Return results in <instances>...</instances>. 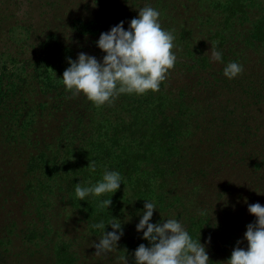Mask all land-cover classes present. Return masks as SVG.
Returning a JSON list of instances; mask_svg holds the SVG:
<instances>
[{
  "label": "trees",
  "instance_id": "16d2710c",
  "mask_svg": "<svg viewBox=\"0 0 264 264\" xmlns=\"http://www.w3.org/2000/svg\"><path fill=\"white\" fill-rule=\"evenodd\" d=\"M255 1L209 0L202 6L203 13L200 11V16L197 15L202 31L195 38L169 28L175 37L174 48L176 45L177 53L182 54L174 52L177 62L169 72L183 69L181 74L188 76L186 84L183 81L185 85L174 86L165 79L158 92L120 94L111 104L96 107L82 94L72 97L62 82L52 84L50 76L44 74L46 79L41 85L38 82L35 94H48L44 103L55 110L53 121L57 125L47 128L44 134L42 132L43 137L34 142V153L30 154L25 167L29 179L25 189L32 193L31 210L42 213L41 218L35 213L40 221L50 226L51 218L62 217L63 213L68 218L71 214L85 225L87 232L101 237V230L93 225L103 222L106 233L113 231L108 224L115 217L122 222L123 236L117 242L124 249L122 257L127 256L128 264H134L136 248L142 243L149 246L148 241L141 238L143 231H136V225L142 217L145 201H153L156 210L150 223L175 219L193 240L199 237L201 244L214 232L219 235L217 255L228 253L231 239L222 240V235L213 229L209 208L205 209L203 203L215 189L218 194L216 183L210 181L212 176L227 170H235L233 174H254L250 181L254 191L250 186L240 188L237 208L259 203L264 198L261 191L264 189V149L257 143L262 132L258 136V125L253 121L254 107L264 102V81L254 77L257 66L244 64L242 74L233 79L224 76L223 69L228 63H241L226 55V43L232 38L226 37V32L219 34L213 25L219 20L228 27L232 21L240 20L238 16L245 15L248 19L250 13L246 9ZM261 19L259 16L251 20L249 40L254 37L264 40V17ZM123 22L127 25L130 19ZM99 28L100 25H95L93 34ZM215 36L222 53L220 64L223 67L219 71L215 70L204 48L205 41ZM230 83H233L232 89ZM236 85H240L241 90H236ZM2 106L5 105L1 99L0 113ZM12 111L7 118L15 121L17 130L7 131L4 137L8 139L24 136L31 126L25 120V113L15 108ZM93 162L95 171L91 170ZM105 171L120 173V188L112 195L94 197L89 194L79 201L75 195L77 183L91 187L102 179ZM245 180L249 183L246 176ZM207 182L213 185H209V190ZM224 194H228L227 190ZM108 198L111 199L109 208H99L98 204ZM196 198L201 207L196 205ZM55 206L59 209L46 217L44 212L52 211ZM231 211L225 220L226 230L229 225L237 229L239 225L254 222L246 213L241 217ZM242 240L247 245L246 240ZM69 248L65 242L56 246L60 264L72 263ZM208 248L206 244V250Z\"/></svg>",
  "mask_w": 264,
  "mask_h": 264
},
{
  "label": "rangeland",
  "instance_id": "374dc122",
  "mask_svg": "<svg viewBox=\"0 0 264 264\" xmlns=\"http://www.w3.org/2000/svg\"><path fill=\"white\" fill-rule=\"evenodd\" d=\"M208 1L0 0V98L5 105L0 113V264H60V258L56 257V246L60 242H65L70 247L68 254L73 256L71 264H124V249L118 243L117 249L96 256L92 245L101 237L87 232L85 225L78 222L76 216L68 214L67 218V214L63 213L62 217L51 218L52 223L49 226L38 219L42 213L31 210L30 204H34V201L30 195L32 193L25 189L26 183L29 182L25 167L30 154L34 153V142L43 137L47 128L57 125L53 121L55 110L44 103L48 94L37 95L35 89L39 87L38 82L41 85L42 80L46 79V75L50 76L52 84L62 82V74L70 66L68 59L76 60L80 52L95 56L98 61L102 60L104 53L96 46L100 34L109 31L120 21L135 18L138 11L145 6H150L160 13L159 23L163 30L169 32L171 28L175 33L197 37L202 31L198 26V16L200 11H203L202 6ZM246 10L250 13L248 19H245V15L238 16L237 19L240 20L232 21L228 27L216 20L213 28L219 34L226 32V37L232 38L226 43V55L231 59L237 58L242 65L257 66L253 71L254 77L264 81V40L247 38L251 20L253 22L259 16L263 20L264 16L261 15L264 14V2L256 0ZM125 22L124 28L127 30L129 23L126 25ZM95 25H100V28L93 34L96 31ZM201 36H204V32ZM217 36L209 42L205 41L204 48L210 61L214 63L215 70L219 71L223 67L221 62L211 59L213 49L221 52ZM175 47L173 52L181 56V53H177L178 47ZM181 70L183 71L181 68L171 70L166 77L167 83H173L174 86L185 85L188 76L184 77ZM232 84L230 83V89ZM236 90H241L240 85H236ZM226 106L231 107L230 104ZM12 108L17 109L19 113H25V120L30 122L31 126L26 129L28 131L24 136L18 135L8 139L4 134L17 130L15 121L8 119ZM254 109L256 115L253 121L258 125V136L262 132V138L257 143L263 150L264 102ZM233 173L235 170H227L224 174L212 176L210 181L216 183L218 194L215 189L203 203L205 209L209 208L213 229L222 235V240L231 239L227 245L229 255L236 242L243 241L247 226L245 223V226L239 225L237 229H232L229 225L226 230L225 220L230 216L229 212L233 210L241 217L246 213L250 215L248 219H256L247 210L250 204L243 205V208L236 207L239 205L237 191L240 188L246 189L250 186L254 191L250 185L254 174ZM211 182L206 183L207 190L209 185H212ZM222 188L227 190L228 194H224L225 190ZM261 191L264 189L261 188ZM197 200L196 198V205L200 206ZM259 204L264 206V198ZM58 209L55 206L52 211L46 210L44 214L48 217L49 212L53 213V210ZM218 236L211 232V240L207 244L209 248L206 250L209 260L212 261L209 264H221L228 259V253H216ZM60 237L64 241H60ZM240 247L246 249L247 245L242 242Z\"/></svg>",
  "mask_w": 264,
  "mask_h": 264
},
{
  "label": "clouds",
  "instance_id": "9594fccd",
  "mask_svg": "<svg viewBox=\"0 0 264 264\" xmlns=\"http://www.w3.org/2000/svg\"><path fill=\"white\" fill-rule=\"evenodd\" d=\"M159 16L156 9L145 6L130 20L127 30L124 22L120 21L109 31L102 32L96 41V46L104 53L102 60L98 61L95 56L83 52L78 53L76 60L69 58L70 66L64 70L61 78L65 90L72 97L82 94L96 107L111 104L120 94L158 92L160 84L177 62L172 51L175 37L161 28ZM211 59L220 62L222 53L213 49ZM242 72L243 65L236 62L228 63L223 69L228 79ZM95 167L93 162L91 170L95 171ZM121 181L120 173L105 171L102 179L91 187H81L77 183L75 195L79 201L89 194L94 197L107 193L112 195L120 188ZM110 205L111 199L108 198L101 201L98 207L108 209ZM155 210V202L145 201L136 231H143L141 238L148 241L149 246L142 243L136 248L134 264H209L206 244L210 243L211 238L208 237L205 244L199 242V237L193 240L175 219L150 223ZM247 210L256 218L246 226L243 239L247 242V248L240 247L242 241L238 240L230 257L221 264H264V206L254 203ZM108 225L113 231L107 233L103 222L93 225L102 232L98 242L92 245L96 256L117 249V242L123 236L120 220L113 217ZM124 264H128L127 256L124 257Z\"/></svg>",
  "mask_w": 264,
  "mask_h": 264
}]
</instances>
